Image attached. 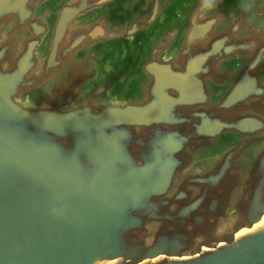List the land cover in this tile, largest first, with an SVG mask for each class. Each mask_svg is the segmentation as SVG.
Instances as JSON below:
<instances>
[{"label":"water","instance_id":"95a60500","mask_svg":"<svg viewBox=\"0 0 264 264\" xmlns=\"http://www.w3.org/2000/svg\"><path fill=\"white\" fill-rule=\"evenodd\" d=\"M0 264H264V0H0Z\"/></svg>","mask_w":264,"mask_h":264}]
</instances>
